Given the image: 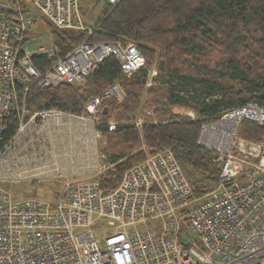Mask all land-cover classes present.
Masks as SVG:
<instances>
[{"label": "built area", "instance_id": "1", "mask_svg": "<svg viewBox=\"0 0 264 264\" xmlns=\"http://www.w3.org/2000/svg\"><path fill=\"white\" fill-rule=\"evenodd\" d=\"M32 10L87 39L65 55L51 41L32 43ZM94 32L84 24L80 0H0V264H264V139L241 136L246 122L264 127V105L252 101L201 126L198 145L214 154L220 169L218 186L202 197L170 149L126 170L108 194L96 179L59 173L54 143L47 139L68 126L65 120L86 126L97 121L105 101L121 103L126 95L115 82L86 105L88 116H77L31 110L32 86H79L110 57L128 79L147 64L137 45L91 42ZM38 56L52 66L39 70L33 63ZM115 129L110 123L109 131ZM86 168L100 170L97 164ZM61 178L69 182L53 203L15 200L1 187Z\"/></svg>", "mask_w": 264, "mask_h": 264}, {"label": "trees", "instance_id": "2", "mask_svg": "<svg viewBox=\"0 0 264 264\" xmlns=\"http://www.w3.org/2000/svg\"><path fill=\"white\" fill-rule=\"evenodd\" d=\"M80 2L83 6L106 5L89 41L133 42L147 64L128 79L120 63L107 58L93 69L83 89L70 85L40 89L33 85L28 107L33 111L60 110L88 116L85 107L90 100L120 82L125 101H105L103 107L109 112L102 114L103 123L96 124L110 141L101 153H111L108 163L115 165L96 179L102 190L107 194L115 191L125 171L145 161V143L153 153L171 149L182 168L199 177L192 180L197 197L211 192L219 184L220 169L214 154L198 145L201 126L218 119L224 111L249 102L264 105V59L245 58L251 31L264 38V0H120L117 6L106 0ZM49 27V36L61 55L74 50L88 37L81 31ZM212 50L223 58L221 72L210 67L208 53ZM33 63L41 71L53 64L44 56L33 58ZM154 63L158 70L154 83L160 87L146 90ZM146 91L156 105V113L161 115L157 117L159 122L145 124L139 132L132 122L142 109ZM174 106L192 107L196 119L171 116ZM112 109L118 112V125L109 131ZM241 136L261 142L264 127L246 122Z\"/></svg>", "mask_w": 264, "mask_h": 264}, {"label": "rangeland", "instance_id": "3", "mask_svg": "<svg viewBox=\"0 0 264 264\" xmlns=\"http://www.w3.org/2000/svg\"><path fill=\"white\" fill-rule=\"evenodd\" d=\"M81 3V2H80ZM80 8H82L81 10L83 11V15L85 14V16L83 17V21L84 24L86 26H95L99 19L103 16L105 10H106V5L105 4H100L98 6L94 5V4H90V5H81L80 4ZM32 14L35 16L36 18V26L34 27L33 33L37 34L36 38H32V43H34L35 41H39V38H50L49 36V26H52V24L49 22V20L44 17L42 14H40L38 11L36 10H32L31 11ZM54 27V26H52ZM65 31H77V30H65ZM37 32V33H36ZM33 37L34 34L32 35ZM250 41L248 43V50L247 53L245 55V58H253V59H264V38H261V36H259L258 34H256L255 32L251 31V35H250ZM128 44L132 43L135 44L133 42H127ZM136 45V44H135ZM209 58L211 59V69L215 70L217 72H221L222 69V65L224 64L223 58L221 57V55L219 53H217L216 51L212 50L209 51L208 53ZM153 73H156L157 75L155 77H153ZM152 76V77H151ZM158 76V70L156 68V63L153 64L151 71H150V77L149 78V84L146 87V90L151 88L152 86H159L160 84L157 83L155 84V78ZM87 85V80L79 85V86H75L78 89H83L85 88ZM126 95V94H125ZM126 98V97H125ZM115 101L117 103V100H112ZM125 101V100H124ZM123 101V102H124ZM121 102V103H123ZM156 105L155 103H151L150 98L148 97L147 91L144 93L143 97H142V109L139 111V115L137 116L135 122H132L136 128L139 130V132L142 131L143 127L145 126V124H148L150 122H159L160 119H158V114L155 111ZM104 112H109V110H107V108L104 106L103 107V113ZM102 114L100 115V117L98 118L97 121L95 122H91L88 123V128L87 126H85L86 130H89L90 133V149L88 150L89 153H91L88 156V152L86 150L84 155L86 157H88L89 161L93 158V161L96 162L97 166L100 168V170L96 171L86 168V165L88 163H82L80 164V168L83 171L81 173H83V175H79L77 179H79V181H92L94 179H98L99 177H101L103 174H105L107 171L113 170L115 168V165H111L108 163V161L110 160V155L111 153H106V154H102L101 151L103 150V148L107 147L109 144V139L105 136L102 135L101 131H99L97 129L96 124H100L103 123L104 120L102 119ZM118 112L110 110V116H109V124H114L116 127L118 125L117 123V117H118ZM192 114H195V111L192 109V107H180V106H174L170 109V115L174 116V117H179L180 119H191L192 120ZM103 120V121H101ZM142 135V133H141ZM61 140L58 135H55L54 137H52L51 139H47V141L49 142V144L51 145L52 143H54V146H57L56 143ZM52 142V143H51ZM85 147V146H84ZM88 146L85 147V149ZM91 150V151H90ZM171 150V149H170ZM142 152L144 153L145 157H149L153 154H155V152L153 153L151 151V149H149L147 147V145L145 143L142 144ZM95 154V156H93L92 154ZM79 156L81 157V154H79ZM95 157V158H94ZM105 157V158H104ZM95 159V160H94ZM90 164H94V162H89ZM105 165L106 167L104 169L101 170V166ZM92 166V165H91ZM184 173L187 177V179L189 180V182L192 185V180H197L199 177L197 175H195L191 170L189 169H183ZM60 174H65L63 171H59ZM69 181L64 178V179H57V180H51V181H46V182H39V181H31V180H20V181H14L13 183H1V187L6 190L7 192H9L13 198L15 200H22L24 198H29V197H34V198H38V199H42L48 202H55L57 200V196H60V194L63 192V190L66 188V185ZM217 187V186H216ZM215 187V188H216ZM213 188V190L215 189ZM212 191V190H211Z\"/></svg>", "mask_w": 264, "mask_h": 264}, {"label": "crops", "instance_id": "4", "mask_svg": "<svg viewBox=\"0 0 264 264\" xmlns=\"http://www.w3.org/2000/svg\"><path fill=\"white\" fill-rule=\"evenodd\" d=\"M33 32L31 33L29 38H36L37 34ZM33 34L35 37L32 36ZM37 38H40V37H37ZM40 39L43 41L45 40V41L52 42L51 38H40ZM66 121H70V122L68 123V126L65 125L62 128H60L58 137L61 140H59L56 143L57 146H55V151L58 156L57 161H58L60 170L65 173L64 175L66 176V178L78 177L79 175H83V173H81L83 170L77 168L78 175L73 176V174H75L73 171L74 165L80 168V164L82 163L84 164L85 162L88 163L87 165H89L90 164L89 162L91 161L94 162V164H96V162L93 161V158L89 161L88 157L84 155L85 153L84 150L88 152V156L91 154L88 151L90 149L89 148L90 147V141H89L90 133L88 129L86 130L85 128L86 125H84L81 121L65 120V122ZM87 128H88V124H87ZM84 146L85 147L88 146V147L85 149ZM79 154H81V157L79 156ZM92 155L95 156L94 153ZM90 165H93V164H90ZM76 167L74 169H76Z\"/></svg>", "mask_w": 264, "mask_h": 264}]
</instances>
